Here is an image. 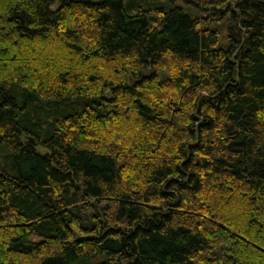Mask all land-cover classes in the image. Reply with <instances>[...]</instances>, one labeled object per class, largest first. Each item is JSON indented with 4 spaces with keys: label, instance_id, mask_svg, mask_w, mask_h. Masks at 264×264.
Instances as JSON below:
<instances>
[{
    "label": "trees",
    "instance_id": "obj_1",
    "mask_svg": "<svg viewBox=\"0 0 264 264\" xmlns=\"http://www.w3.org/2000/svg\"><path fill=\"white\" fill-rule=\"evenodd\" d=\"M180 1L0 0V264H264V0Z\"/></svg>",
    "mask_w": 264,
    "mask_h": 264
},
{
    "label": "rangeland",
    "instance_id": "obj_2",
    "mask_svg": "<svg viewBox=\"0 0 264 264\" xmlns=\"http://www.w3.org/2000/svg\"><path fill=\"white\" fill-rule=\"evenodd\" d=\"M204 1H210V0H204ZM180 4H182L183 6L186 5V3L182 2V0L180 1ZM194 8L195 11H197V13H199V15L202 14V16H205L206 12L200 10V9H196L194 6H192Z\"/></svg>",
    "mask_w": 264,
    "mask_h": 264
}]
</instances>
